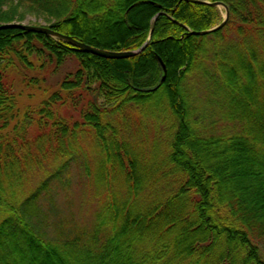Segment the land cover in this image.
<instances>
[{
  "label": "trees",
  "instance_id": "16d2710c",
  "mask_svg": "<svg viewBox=\"0 0 264 264\" xmlns=\"http://www.w3.org/2000/svg\"><path fill=\"white\" fill-rule=\"evenodd\" d=\"M205 1L228 20L195 35L221 22L217 6L0 0V23L32 15L103 50L144 46L103 58L0 30V264H264V0ZM105 25L124 30L107 39ZM23 89L43 97L19 121ZM73 184L96 204L90 222L57 209Z\"/></svg>",
  "mask_w": 264,
  "mask_h": 264
},
{
  "label": "rangeland",
  "instance_id": "374dc122",
  "mask_svg": "<svg viewBox=\"0 0 264 264\" xmlns=\"http://www.w3.org/2000/svg\"><path fill=\"white\" fill-rule=\"evenodd\" d=\"M138 15L132 14L131 18L134 21H137L141 18L145 12L144 6L138 8ZM218 11L220 15V20H222L225 16V9L222 6H218ZM219 20V21H220ZM10 22H18L25 24H39L46 25V22L41 17H34L32 15H27L25 20L23 21H10ZM8 23V22H2ZM124 30L123 25H114L109 27L107 25L104 26L103 31L101 32V36L104 38L110 39L118 36L119 33H122ZM144 46H142L143 48ZM140 49V48H139ZM138 49V50H139ZM136 51V50H134ZM183 54L181 52L174 54V59L179 61ZM76 61L71 57L66 59L64 63L59 67L58 71L54 74L49 75L45 83H48L49 90L56 89L59 82L63 79L64 75L67 72L73 71L76 69ZM171 67L174 68V65L171 64ZM44 85V84H42ZM173 85V82H172ZM24 86L18 88L22 89ZM32 95L28 93V89H23L22 94L18 96L19 99V109L20 114L17 120H22V114L27 109V107L34 108L36 104L43 97V93L40 89L32 90ZM59 113L61 114H70L72 115V110L68 106H62L59 109ZM38 171H34L32 173V182H35L38 179L37 176ZM37 177V178H36ZM59 194L55 193L54 198L57 201V209L64 215L74 219L75 222H90L93 219V212L96 209V204L94 201H89L88 194H86V199L83 195L82 187L79 184H73L72 186H67L64 190L58 191Z\"/></svg>",
  "mask_w": 264,
  "mask_h": 264
},
{
  "label": "water",
  "instance_id": "95a60500",
  "mask_svg": "<svg viewBox=\"0 0 264 264\" xmlns=\"http://www.w3.org/2000/svg\"><path fill=\"white\" fill-rule=\"evenodd\" d=\"M185 1H191V2H196V3H207L211 6H222L225 9V16L221 20L219 24L216 26L206 29V30H200V31H192V34L195 35H204L207 33H210L214 30L222 28L225 23L228 20L229 16V11L227 6L221 2V1H214V2H208L205 0H185ZM20 29L23 31H29V32H35V33H42L47 36H50L52 38L58 39L60 41L66 42L67 44H70L74 49H77L79 51L85 52V53H90L99 57L103 58H126L129 56L135 55L137 52H139L142 47L139 50L133 51V50H127V51H111V50H103L94 46H91L89 44H86L82 41L74 39L72 36L67 35L65 33H61L59 31H56L49 26L45 25H32V24H25V23H18V22H8V23H0V30L2 29ZM157 60L162 68V75L160 82H163L166 74V68L159 56H157ZM157 86L151 88V89H156Z\"/></svg>",
  "mask_w": 264,
  "mask_h": 264
}]
</instances>
